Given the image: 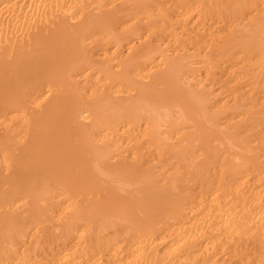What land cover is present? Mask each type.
Returning a JSON list of instances; mask_svg holds the SVG:
<instances>
[{
  "label": "bare ground",
  "instance_id": "6f19581e",
  "mask_svg": "<svg viewBox=\"0 0 264 264\" xmlns=\"http://www.w3.org/2000/svg\"><path fill=\"white\" fill-rule=\"evenodd\" d=\"M0 264H264V0H0Z\"/></svg>",
  "mask_w": 264,
  "mask_h": 264
}]
</instances>
